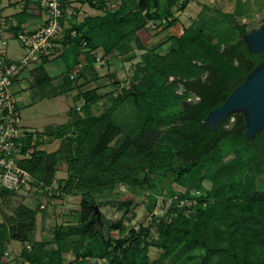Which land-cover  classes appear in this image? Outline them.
I'll return each instance as SVG.
<instances>
[{
  "label": "trees",
  "instance_id": "16d2710c",
  "mask_svg": "<svg viewBox=\"0 0 264 264\" xmlns=\"http://www.w3.org/2000/svg\"><path fill=\"white\" fill-rule=\"evenodd\" d=\"M107 1L83 0L100 13L77 19V11L73 10L66 19L58 54L66 70L65 81L78 89L82 101L77 110L82 115L71 109L66 122L47 132L49 139L56 137L68 142L65 177L54 188L39 177L32 178L49 187V190L45 187V204H60L66 196L80 194L78 210L72 222L53 227L49 242L54 244V250L45 252L42 241L31 239L30 247L20 250L22 262L85 264L82 259L90 257L106 264H149L145 242L149 225L128 229L125 238H112L102 234L100 219L92 214V205L99 207L110 202H94L92 190L97 186L130 183L144 185L150 196L165 197L161 205L166 203V207L154 222L157 236L153 245L162 251L160 259L175 257L173 264H264V190L254 191L251 187L253 177L264 173V161H258L261 166L252 170L248 167L251 152L246 157L242 155L257 137H244L240 113L233 114L239 122L231 135L220 128L211 131L203 121L207 111L219 105L243 77L230 86L228 81L233 80L234 73L221 72L219 63L225 60H221L209 38L199 27H186L178 36H169L166 53L142 55L141 71L146 79L142 91L132 84L122 87L102 114H92L91 106L100 99L96 87L87 85L80 70L72 80L68 72L83 61L95 73L96 49L100 48L101 56H106L120 49L121 41L132 39L139 44L136 32L147 30L149 21L169 27L171 7L176 0H111L116 2L113 6L107 5ZM184 4L181 2L179 8ZM72 30L74 35H70ZM45 62L46 57L42 58V63ZM205 64H211L216 72L202 80L200 72ZM47 78L42 76L37 82ZM174 86L196 99L181 98L176 88L172 90ZM124 100L133 105L128 132L112 119L116 106ZM159 124L170 125V137L153 142L152 130ZM122 132L123 141L116 149H108L107 143ZM257 134L260 138L263 135L264 146V131ZM41 140L33 131L24 139L22 150L32 148L31 157L40 161L47 155L36 149ZM229 151L234 157L221 161ZM128 160L140 164L139 167L145 165L141 176L136 177ZM244 177L246 180L242 182ZM202 180L210 182L208 189L202 186ZM3 191L14 193L0 189ZM31 193L37 197L39 207L41 192ZM120 202L131 205L132 199ZM110 227L120 229L122 223L117 220ZM2 234L11 240L17 238L18 231L11 229ZM74 236L77 239L71 245L63 246L65 239ZM82 242L83 249L79 252L77 247ZM63 248L73 253L72 260L64 261ZM2 252L0 245V259Z\"/></svg>",
  "mask_w": 264,
  "mask_h": 264
},
{
  "label": "rangeland",
  "instance_id": "374dc122",
  "mask_svg": "<svg viewBox=\"0 0 264 264\" xmlns=\"http://www.w3.org/2000/svg\"><path fill=\"white\" fill-rule=\"evenodd\" d=\"M69 1L73 3V10L78 12H76L77 18H81L84 13H100L83 3V0ZM181 2L185 4L179 8ZM115 3L111 0L107 1L109 6H113ZM171 10L169 27L164 28V24L149 21L147 30L140 35L139 44H136L132 39L121 41L120 49L108 53L106 58L103 56L105 58L103 64L94 66L95 73L90 66L83 67V79L88 81L89 87L95 86L96 93L100 95V99L91 106L92 114H102L122 87L132 84L140 91L144 89L146 79L141 71L143 66L141 57L147 52L166 53L170 35L178 36L186 27L189 29L199 27L209 38L215 51L219 50L228 40H233L236 37V31L231 26L230 16H233L236 23L243 24L245 30L255 27L258 20L264 16V0H176ZM59 50L46 58L45 63H42V59L32 60L20 75L19 81L22 83L23 89L14 95L21 125L35 131L42 139L40 144L36 145V149L47 153L46 157L39 161L36 156L31 157L33 149L28 148V157L20 159L18 165L27 170L31 178L39 177L53 188L59 179L65 177V157L69 151L67 140L56 137L49 139L47 132L53 130L56 125L66 122L70 118L69 110L71 109L82 115V111L77 110L82 100L77 87L68 86L65 81L66 70L58 54ZM5 54L12 60H17L24 54V50L19 46L14 35L6 38ZM95 54L102 55L101 49H96ZM107 65L108 67L105 68ZM219 67L221 72L226 75L234 73L233 80L242 76L238 70L232 71L233 68L226 62L219 63ZM45 75L48 76L46 81L37 82L38 78ZM172 80L173 77L170 76L168 81ZM174 88L176 87L174 86L172 90ZM175 91L185 100L195 99L192 94L183 93L179 86ZM115 109L112 119L122 124L124 132H128V129L131 128V125L128 124H132L133 105L124 100ZM169 126V124H159L154 128L152 130L153 142L169 138ZM257 135H255L257 138L253 139L249 145L250 147L242 152L244 157L248 152H251L252 160L248 167L252 170L254 167L261 166L258 161H264V146L261 142L263 135L261 138ZM124 137L123 132L118 133L107 143L108 149H116ZM50 153H54V155L52 156ZM128 154L129 152L126 155ZM233 157L234 153L229 151L222 156L221 161H228ZM128 163L133 164L131 160H128ZM133 166L136 177L141 176L142 168H146L145 165L139 167L140 164H133ZM245 178H242L241 181L245 182ZM201 184L205 189L211 185L208 180H202ZM251 187L254 191L264 190V173L253 177ZM80 196V194L68 195L60 204L51 202L39 209L37 197L32 193L29 194L23 190L16 193L0 192V245L3 247L0 260L3 261V264H24L19 255L20 250L28 249L31 239L42 241L45 252L54 250V244L49 242L52 229L61 223L74 220V212L78 210ZM91 196L94 202L110 201L108 204L97 207L103 235H110L112 238H125L128 229H136L138 225H149V234L145 238L147 262L149 264H173L175 257L167 256L160 259L162 251L153 245L157 236L154 222L163 213L164 206L166 207L165 202L164 206L161 205V201L165 197L150 196L144 185L130 183H117L108 187L97 186L91 191ZM127 199H132L131 205L120 202ZM117 220L121 221L122 227L112 229L110 225ZM11 229H17L18 236L15 239H6L2 233ZM75 239H77L76 236L65 239L63 246L71 245ZM77 248L81 252L83 242ZM64 249L66 248L61 250L64 261L72 260L73 253ZM82 262L85 264H106L103 260L90 257L83 258Z\"/></svg>",
  "mask_w": 264,
  "mask_h": 264
},
{
  "label": "built area",
  "instance_id": "2783aa9c",
  "mask_svg": "<svg viewBox=\"0 0 264 264\" xmlns=\"http://www.w3.org/2000/svg\"><path fill=\"white\" fill-rule=\"evenodd\" d=\"M42 19L31 29H19L14 38L24 50L17 60L6 57V38L0 35V188L14 193L21 190L31 193L41 192L39 208L45 204V185L35 182L27 170L18 165L20 159L28 157V148L22 150L23 141L33 130L21 125L20 115L16 106L15 94L23 89L19 81L20 75L32 60L48 58L61 48L63 29L66 19L73 11L69 0H35ZM0 25L3 23L0 21ZM74 35V31L70 32ZM81 44L84 46L85 42ZM106 58V56H104ZM95 55L94 65L103 64L104 58ZM78 68L68 72V78L74 79ZM32 141H30V145ZM43 186V187H41ZM49 190V187H46ZM49 195L50 192L46 191Z\"/></svg>",
  "mask_w": 264,
  "mask_h": 264
},
{
  "label": "water",
  "instance_id": "95a60500",
  "mask_svg": "<svg viewBox=\"0 0 264 264\" xmlns=\"http://www.w3.org/2000/svg\"><path fill=\"white\" fill-rule=\"evenodd\" d=\"M242 40L249 51L263 50L264 23L244 33ZM233 113L241 114L246 139L252 138L264 124V60L252 68L219 105L209 109L203 121L214 131L225 117ZM92 208V214L98 219L97 206L92 205Z\"/></svg>",
  "mask_w": 264,
  "mask_h": 264
},
{
  "label": "flooded vegetation",
  "instance_id": "af4514ba",
  "mask_svg": "<svg viewBox=\"0 0 264 264\" xmlns=\"http://www.w3.org/2000/svg\"><path fill=\"white\" fill-rule=\"evenodd\" d=\"M230 19L232 20L231 24L234 27V30L236 31V37L233 40H228L225 45H222L219 50H217V53L221 55L222 60H225L227 65L233 68L232 71L238 70L242 73V77H244L252 68H254L256 65H258L261 61L264 60V49L260 51H249L242 40V35L244 33L249 32L251 29L257 28L259 25L263 24L264 16L258 20L257 26L250 27L248 30L244 29L243 24L236 23L233 16H230ZM215 72V68L211 64H205V68L200 77L202 80H204L214 75ZM235 81L236 80H229L228 83L230 86H232L234 85ZM207 83H209V81H207ZM194 98L196 99L195 95ZM233 114H230L225 117L216 129L220 128L221 130H223V132L227 133H229L230 130H233L235 128V125H237V123L239 122L237 116ZM261 130L264 131V124L254 135H256Z\"/></svg>",
  "mask_w": 264,
  "mask_h": 264
},
{
  "label": "crops",
  "instance_id": "0c3cea01",
  "mask_svg": "<svg viewBox=\"0 0 264 264\" xmlns=\"http://www.w3.org/2000/svg\"><path fill=\"white\" fill-rule=\"evenodd\" d=\"M69 4L73 6V3ZM86 14L88 13H84L82 17ZM41 19L42 12L39 10L35 0H0V21L3 23V25H0V35L5 38L14 35L19 29H31L35 27L40 23ZM142 32L144 33L145 30L136 32L139 41ZM75 67L83 73L82 70L85 65L81 61ZM107 67L108 65L105 66V68Z\"/></svg>",
  "mask_w": 264,
  "mask_h": 264
}]
</instances>
